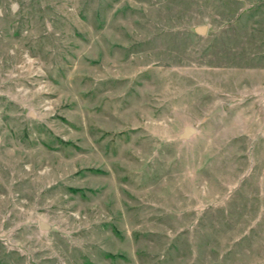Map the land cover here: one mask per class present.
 <instances>
[{"label":"rangeland","instance_id":"obj_1","mask_svg":"<svg viewBox=\"0 0 264 264\" xmlns=\"http://www.w3.org/2000/svg\"><path fill=\"white\" fill-rule=\"evenodd\" d=\"M0 264H264V0H0Z\"/></svg>","mask_w":264,"mask_h":264},{"label":"water","instance_id":"obj_2","mask_svg":"<svg viewBox=\"0 0 264 264\" xmlns=\"http://www.w3.org/2000/svg\"><path fill=\"white\" fill-rule=\"evenodd\" d=\"M197 31L200 34H202V33L205 32V27L198 28ZM195 132H196V130H195L194 127H192V126H186V127H184L183 132L180 134L179 138H181V139H187L190 136H192L193 134H195ZM39 226H40V228L42 230H47L48 229V225L45 224L44 222H41Z\"/></svg>","mask_w":264,"mask_h":264},{"label":"crops","instance_id":"obj_3","mask_svg":"<svg viewBox=\"0 0 264 264\" xmlns=\"http://www.w3.org/2000/svg\"><path fill=\"white\" fill-rule=\"evenodd\" d=\"M193 127V126H192ZM195 128V127H194ZM196 130V132H195V134L197 133V129H195ZM195 134H193V135H195ZM193 135L192 136H190L189 138H187V139H183V141H185V142H187V143H190V141H191V137H193Z\"/></svg>","mask_w":264,"mask_h":264}]
</instances>
